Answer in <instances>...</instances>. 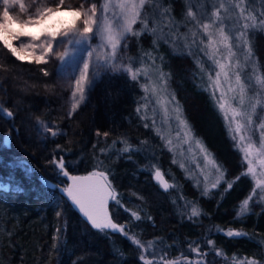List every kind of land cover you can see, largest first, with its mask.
Returning <instances> with one entry per match:
<instances>
[{
	"label": "trees",
	"instance_id": "trees-1",
	"mask_svg": "<svg viewBox=\"0 0 264 264\" xmlns=\"http://www.w3.org/2000/svg\"><path fill=\"white\" fill-rule=\"evenodd\" d=\"M196 3L149 0L143 13L147 28L138 32L142 26H136L127 56L135 68L147 61L158 64L195 136L233 187L225 191L224 183L210 195L200 194L160 136L145 127L138 108L142 87L129 74H103L88 102L69 116L67 89L57 80L56 65L19 61L0 45V102L7 109L6 114L0 110V264H159L161 256L178 264L199 258L198 264H231L235 258L264 263V203L257 193L248 212L237 217L255 183L249 174L241 175L246 173L242 151L204 67L179 41L155 36L158 18L171 22L177 32L186 31ZM250 41L257 67L264 72V31L253 33ZM38 121L54 123L60 134L42 144ZM61 158L71 173L99 169L108 174L120 201H112L111 213L127 237L94 230L79 216L61 192ZM157 167L166 178L174 172L179 188L164 190L154 179ZM189 202L199 216L189 217ZM228 231L246 235L228 237ZM150 245L154 256L142 252Z\"/></svg>",
	"mask_w": 264,
	"mask_h": 264
},
{
	"label": "rangeland",
	"instance_id": "rangeland-1",
	"mask_svg": "<svg viewBox=\"0 0 264 264\" xmlns=\"http://www.w3.org/2000/svg\"><path fill=\"white\" fill-rule=\"evenodd\" d=\"M148 1L149 0H145L144 5L139 7L141 16L136 19L135 23L132 24V31L127 32L124 36L120 37L121 43L117 47V55L115 57H111L109 55L112 49L110 44L107 43V27L108 25H111L115 31L126 22L125 11L119 7V0H111L107 6L106 12H98L102 21L106 20L105 36L103 40H101L98 36H92L89 41L84 43H73V45H69L70 51H72L73 54L70 55L63 63L56 59V51L64 50L61 46L53 52L51 57L48 59V63L56 65L57 80L67 89V111L69 116H72L80 107L88 102L90 96L94 92L98 80L106 72H124L129 74V76L131 75L127 69L130 68L133 72H137L136 80L139 81L142 87V96L139 100L138 108L144 123L147 124L148 127L154 131V133L160 136L166 149L171 154L172 161H175L174 163L176 166L179 167V169L183 172V175L199 190L200 194L203 195L202 193L205 189H207V195H210V193L215 190L211 188V185L216 183L220 176H224L226 179L223 170L216 161V166L220 169L219 171L205 161L203 153H201L200 149L196 146L195 141L199 139L195 136L193 131L192 134L194 139L190 143H185L183 136L177 137V122L175 117L177 114L176 109L179 105L175 98L173 100L174 96L169 91L164 73L158 64L153 61H147L146 64L142 63L143 66L135 68L132 66L127 56L128 40L136 31V26L140 24L142 26V30L140 28L138 32H142L147 28L144 24L146 23V19L144 18L143 13L145 12V6ZM92 3H96L98 8H102L104 6V0H65L64 6L76 8L84 5L85 8H88ZM136 3L139 5V0H136ZM196 7V13L191 14L192 23H190V27L186 31L179 30L180 32H177V29L172 28L171 22L168 21L169 23H164L163 19L160 20L158 18L157 23L159 24V27L155 36L157 39H167V41L169 40L172 43L179 41L180 46L183 47L185 51L193 55L195 59L203 65L208 78L211 76V79L209 78V87L214 93L219 108L221 103H224L226 106L225 109L220 108V110L222 111L224 118L225 113L227 112V119L225 118V120L228 125L229 132L232 137L233 135L236 136L234 141L237 147L242 151L243 157L245 155L244 149L248 147L250 142L247 137L252 136L251 143L254 145V150L249 158L253 160V167L256 169V175L254 177L251 174L249 175L256 185L257 180L264 181V166L260 164V161L264 159V146H262L259 142L260 124L264 123V113H260V109L258 107L257 114H253L254 123L251 126L247 125L246 117L251 113L250 104L254 103L255 99H264V95L261 97H254L252 95V91L250 90L246 92L244 103L241 104L237 98L238 88L236 85L235 75L239 73L242 82L247 85H251L252 90H257L260 87L256 84V78L258 76L264 78V72L257 67L254 55H249V49H251V52L253 53L250 45V38L253 33H257L260 30L264 31V28L259 27L260 20L264 19V16L261 15L264 13V0H197ZM242 9H244L243 15H241ZM18 11L19 9L17 7V12ZM127 16L128 18H131L130 12L127 13ZM249 16L255 17L254 22L258 25L257 28H244L245 24L253 22L245 19V17ZM205 23L210 25L209 32L212 33L213 40H219L220 30L223 29L224 34L229 37L228 44L231 45V57L229 56L228 47L219 43L216 46L218 50L215 52L214 59H210V55L212 54L211 49H206V51L209 52V55H205L204 52L200 51V48L207 44V34L204 33L202 28V25ZM78 27H82V25H78ZM95 31L96 29L94 27V32ZM241 33H243V36H241ZM238 37L239 40H237ZM69 38L74 40V37L71 34ZM22 39L26 40V38ZM194 40L197 41V44L195 45L193 44ZM201 40L204 42L203 44L199 43ZM90 51L93 52L91 57L88 55ZM105 58L109 59V63L116 70L112 71V68H101L99 75H97V65L98 63L103 64ZM216 61L229 65V67L226 68L228 78L225 79L224 75L221 74L218 87L214 88L213 82L216 80L215 73L219 71ZM85 62H88L90 65L88 78L84 82L85 98L80 100L77 107L73 109L72 105L77 103L80 96L79 93H77L76 96L72 95L75 91V80L80 77L83 64ZM233 89H236V91H233ZM221 93H223V98L221 97ZM179 109L181 118L186 120L180 107ZM233 110L244 114L237 117L240 123L245 125L242 131L238 134L234 132L235 121L231 124L229 123V120L232 118ZM1 111L6 114L7 109H2ZM45 126L51 127L53 131H57L54 123L50 121H38L36 123V131L42 144H45L48 139L53 137L50 133H46L44 131ZM241 135L245 136L246 139L241 141L239 139ZM190 147L191 151L189 150ZM257 149L258 151H256ZM207 152L210 153L208 150ZM210 159H214L211 153ZM245 163L247 173L248 165L246 160ZM181 165H183V167H181ZM157 168L160 172L165 174L160 167ZM157 168H154V179ZM167 179L172 187L179 188V179L174 172L169 171V177ZM223 184L224 183L220 186ZM1 185L2 184H0V186ZM257 193L264 194V189H258ZM250 203L251 200L249 201L248 210L250 208ZM192 207L193 206H191L189 202L187 208L190 218H192ZM142 249V252H146V254L150 253L154 256L153 246L150 245L148 247H142ZM192 251L196 255L199 253L197 252V248H193ZM143 255L144 254L142 253V257ZM161 257H159L158 260L159 264H166V262H172V264L179 263V260L177 259H167ZM152 259L154 260V258ZM200 259L201 258H199V260ZM195 260L196 262L194 260H190V262L186 259L183 262L185 264H198L199 260ZM248 260L252 259L235 258L231 260V264H246V261ZM202 263H204L203 260Z\"/></svg>",
	"mask_w": 264,
	"mask_h": 264
},
{
	"label": "snow or ice",
	"instance_id": "snow-or-ice-1",
	"mask_svg": "<svg viewBox=\"0 0 264 264\" xmlns=\"http://www.w3.org/2000/svg\"><path fill=\"white\" fill-rule=\"evenodd\" d=\"M110 2L111 0H104V6L102 8H98L96 3H92L88 8H85L84 5L76 8H69L64 6L65 0H58V2L57 0H0V45L7 49L17 60L27 61L29 63L34 62L36 64H47L53 52L62 46L64 50L56 51V59L63 63L73 54V52L70 51L69 45H73V43H84L89 41L92 36H98L101 40L104 39L106 20L102 21L98 12H106ZM144 3L145 0H139V5H137L136 0H119V7L125 11L126 22L115 31L111 25L107 27V43L110 44L112 49L109 54L111 57L117 55V47L121 43L120 37L132 31V24L141 16L139 7L144 5ZM17 7L19 9L18 12ZM243 11L244 9L241 10V15H243ZM128 12H130L131 18H128ZM261 15L264 16V13ZM245 19L253 21L250 24H245V29L258 27L254 22L255 17L249 16L245 17ZM78 25H82V27H78ZM94 27L96 29L95 32ZM259 27L264 28V19L260 20ZM202 28L204 33L207 34V44L200 48V51L204 52L205 55H209L206 49H211L212 54L210 55V59H214L215 52L218 50L216 46L219 43L228 47L229 56L231 57V45L228 44L229 37L224 34L223 29L220 30L219 40H213L212 33L209 32L210 25L205 23L202 25ZM70 34L74 37V40L69 38ZM241 36H243V33H241ZM22 38H26V40ZM237 40H239V37ZM199 43L203 44L204 42L201 40ZM193 44H197V41L194 40ZM88 55L91 57L93 52L90 51ZM249 55H254L251 49H249ZM216 63L219 67V71L215 73L216 80L213 82L214 88L218 87L221 74L224 75L225 79L228 78L226 68L229 67V65L219 63L218 61H216ZM89 67V63L85 62L80 77L75 80V91L72 95L76 96V94L79 93L80 96L77 103L72 105L73 109L77 107L80 100L85 98L84 82L88 78ZM101 68H112V71L116 70L109 63L108 58L104 59L103 64L98 63L97 75H99ZM41 71L45 76L49 75L47 69L42 68ZM127 71L131 75V80L135 81L137 79V72H133L130 68L127 69ZM209 78L211 79V76ZM235 80L238 88L237 98L241 104L244 103L246 92L250 90L254 97H261L264 95V78L259 76L256 78V84L260 86L257 90H252L251 85L242 82L239 73L235 75ZM233 91H236V89H233ZM221 97L223 98V93H221ZM225 107L224 103L220 104L221 109H225ZM250 107L251 113L246 117L247 125L249 126L254 123L253 114H257L258 107L260 113H264V99H255V102L251 103ZM176 113V135L177 137L183 136L184 142L190 143L194 139L191 127L186 120L181 118L179 107H177ZM8 115L11 116V113H8ZM241 115L244 114L233 110L232 118L229 120L230 124L235 121L234 132L237 134L245 127V125L241 124L237 119V117ZM225 118L227 119V112L225 113ZM145 127H148V125L146 124ZM44 131L50 133L53 137L60 134L58 131H53L51 127L47 126H45ZM105 135H107V133H105ZM232 139L235 140L236 136L233 135ZM239 139L243 141L246 137L241 135ZM247 139L250 141L248 147L244 149V160L247 161L248 165L247 173H241V175L251 174L254 177L256 175V169L253 167V160L249 158L254 150V145L251 143L252 136L247 137ZM259 142L264 146V123L260 124ZM195 143L200 149V152L203 153L205 161L219 171L220 169L217 168L215 160L210 159V153L207 152L202 143L199 140H196ZM189 150L191 151V147ZM123 151L128 152L129 149L125 147ZM256 151H258V149ZM260 164L264 166V159L260 161ZM57 166L62 176L72 181V183L62 189V191L67 193V197L70 198L74 206L78 207L79 212L87 218L91 226L102 232L104 230L120 232L127 237L124 226L113 222L108 211L110 200L117 205L120 203L112 190L111 181L108 180V174L106 172L92 171L86 176L70 175L65 169V161L63 158L57 162ZM181 167H183V165H181ZM155 179L161 182L163 189L167 190L170 187V185L163 180L162 173L158 168L155 171ZM239 179L240 176H237L236 180L238 181ZM45 183L48 182L45 181ZM222 183H227L225 191L230 190L234 184V182H227L224 176H220L216 183L211 185V188L218 189ZM258 189H264V181H256L253 194L249 195V197L242 202L241 211L237 213L238 218L248 211L249 201L255 198ZM202 194L207 195L208 190L205 189ZM259 199L261 202H264V194H259ZM57 215H60V213H57ZM132 215L136 220L141 219V217L137 216L135 213H132ZM199 215L200 211L193 206L191 209V216L195 217ZM148 219H151V217H148ZM226 235L228 237L238 238L245 236L246 233L228 231ZM135 244L139 246L140 241L136 240ZM208 244H212V241L209 240ZM166 264H172V262H166ZM246 264H257V261L255 259L248 260Z\"/></svg>",
	"mask_w": 264,
	"mask_h": 264
},
{
	"label": "water",
	"instance_id": "water-1",
	"mask_svg": "<svg viewBox=\"0 0 264 264\" xmlns=\"http://www.w3.org/2000/svg\"><path fill=\"white\" fill-rule=\"evenodd\" d=\"M0 109H3V110L6 109V107H5L1 102H0ZM11 115H12V114H11ZM6 141H7V143H9V137H7ZM65 169L69 172L70 175H76V176H86V175H88V173H90V172H92V171L105 172V171H102V170H99V169H93V170H90V171H88V172H86V173H71L66 167H65ZM161 173H162V176H163V180L166 181V182L170 185V183H169V181L167 180V178H166V176L164 175V173H163V172H161ZM63 178L65 179V185L63 186L62 189L66 188L68 185H70V184L72 183L71 180H69V179H67V178H65V177H63ZM108 180L110 181L109 176H108ZM157 182H158V184L162 187L161 182H160V181H157ZM170 187H171V185H170ZM170 187H169L167 190H169ZM112 190L114 191L113 188H112ZM164 190H165V189H164ZM61 192H62V194L64 195V197H65V198H66V199H67V200L73 205V203H72V201L70 200V198L67 197V193L64 192V191H62V190H61ZM114 194H115V192H114ZM111 204H112V201L110 200V201H109V206H108V211H109V214H110V216H111L113 222L117 223V222L114 220V218H113V216H112V213H111V209H110ZM73 207H74V209L76 210V212L79 214V216H80V217H81V218H82L87 224H89V225L91 226L90 222L87 221V218L84 217L83 214L79 212L78 207H76V206H74V205H73ZM117 224H118V223H117ZM91 227H92V226H91ZM92 228H93V227H92ZM93 229H94V228H93ZM94 230H97V229H94ZM106 231L113 232V233H118V232H114V231H112V230H106Z\"/></svg>",
	"mask_w": 264,
	"mask_h": 264
},
{
	"label": "bare ground",
	"instance_id": "bare-ground-1",
	"mask_svg": "<svg viewBox=\"0 0 264 264\" xmlns=\"http://www.w3.org/2000/svg\"><path fill=\"white\" fill-rule=\"evenodd\" d=\"M4 105V104H3Z\"/></svg>",
	"mask_w": 264,
	"mask_h": 264
}]
</instances>
